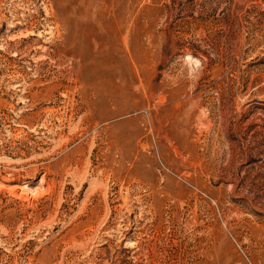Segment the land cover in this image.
Wrapping results in <instances>:
<instances>
[{"label":"rangeland","instance_id":"374dc122","mask_svg":"<svg viewBox=\"0 0 264 264\" xmlns=\"http://www.w3.org/2000/svg\"><path fill=\"white\" fill-rule=\"evenodd\" d=\"M0 264H264V0H0Z\"/></svg>","mask_w":264,"mask_h":264},{"label":"bare ground","instance_id":"6f19581e","mask_svg":"<svg viewBox=\"0 0 264 264\" xmlns=\"http://www.w3.org/2000/svg\"><path fill=\"white\" fill-rule=\"evenodd\" d=\"M107 26H108V25H107ZM84 37L87 39V42H88V38H87V37H88V34H85ZM84 37H83V38H84ZM91 39H93V38H90V40H91ZM90 40H89V41H90ZM84 43H85V41H84ZM91 43H92V41H91ZM91 43H90V44H91ZM88 44H89V43H88ZM92 45H93V48H97L99 44H97V43L95 42V43L92 44ZM85 47H86V44H85V46H84L83 48H85ZM91 49H92V48H91ZM77 52H78V51H77ZM84 54H85V53H84ZM84 57H85V56H84ZM84 59H85V58H84ZM88 87H90V86H88ZM87 89H88V88H87Z\"/></svg>","mask_w":264,"mask_h":264}]
</instances>
